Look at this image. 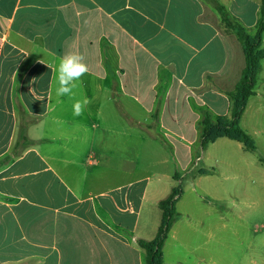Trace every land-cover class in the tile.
Here are the masks:
<instances>
[{
  "label": "crops",
  "instance_id": "0c3cea01",
  "mask_svg": "<svg viewBox=\"0 0 264 264\" xmlns=\"http://www.w3.org/2000/svg\"><path fill=\"white\" fill-rule=\"evenodd\" d=\"M214 1L255 28L261 0ZM68 51L89 71L72 97H58ZM243 67L240 44L204 0H0V264H144L139 220L162 200L130 180L144 172V142L166 148L188 140L179 124L194 132L206 115L228 117ZM253 93L239 125L255 150L233 141L226 164L264 184V58Z\"/></svg>",
  "mask_w": 264,
  "mask_h": 264
},
{
  "label": "rangeland",
  "instance_id": "374dc122",
  "mask_svg": "<svg viewBox=\"0 0 264 264\" xmlns=\"http://www.w3.org/2000/svg\"><path fill=\"white\" fill-rule=\"evenodd\" d=\"M243 14L250 25L256 13L248 10ZM245 30L249 36L255 34V28ZM159 123L164 128L170 127L168 120H160L157 126ZM179 128L187 141H171L172 146L165 141L166 148L154 141L144 142L137 159L144 172L130 178H143V184L156 189L155 194L161 199L177 185L182 191L163 247V264H264V184L261 175L252 174V178H248L247 174H242L235 178L226 164L228 155L235 153L233 141L223 139L206 151L200 145L198 124L196 132H191L185 122L179 124ZM247 157L255 160L260 156L249 153ZM159 221L158 207L146 204L139 220L137 238L152 240Z\"/></svg>",
  "mask_w": 264,
  "mask_h": 264
},
{
  "label": "trees",
  "instance_id": "16d2710c",
  "mask_svg": "<svg viewBox=\"0 0 264 264\" xmlns=\"http://www.w3.org/2000/svg\"><path fill=\"white\" fill-rule=\"evenodd\" d=\"M207 1L219 15L221 23L230 31L240 44L244 67L240 78L232 91L226 93L230 102V115L220 117L215 122L206 115L200 121L201 148H206L217 139H227L240 143L247 152L255 150L253 139L240 127L239 121L245 110L248 99L254 94L253 87L259 69V62L264 58L260 50L262 34H264V0H261L259 17L255 25V34L249 36L243 26L232 20L226 9L214 0ZM178 180V177L175 176ZM182 196L180 186L174 187L170 193L157 203L160 221L152 240L137 239L136 246L142 251L144 264H163V247L174 222L176 204Z\"/></svg>",
  "mask_w": 264,
  "mask_h": 264
},
{
  "label": "clouds",
  "instance_id": "9594fccd",
  "mask_svg": "<svg viewBox=\"0 0 264 264\" xmlns=\"http://www.w3.org/2000/svg\"><path fill=\"white\" fill-rule=\"evenodd\" d=\"M89 67L85 56L79 51H68L59 60L56 68V95L69 96L74 95L73 90L77 87V82L88 73ZM90 103L87 98L76 100L73 104V115L83 114L85 107Z\"/></svg>",
  "mask_w": 264,
  "mask_h": 264
}]
</instances>
